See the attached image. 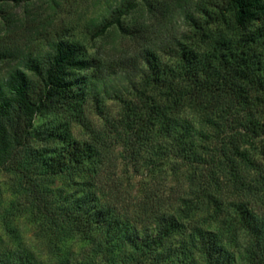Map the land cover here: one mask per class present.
Returning <instances> with one entry per match:
<instances>
[{"label": "trees", "instance_id": "16d2710c", "mask_svg": "<svg viewBox=\"0 0 264 264\" xmlns=\"http://www.w3.org/2000/svg\"><path fill=\"white\" fill-rule=\"evenodd\" d=\"M30 1L0 0V264H264V0H199L184 31L140 47L122 158L175 179L134 195L100 179L102 142L68 120L101 93L96 58L72 37L33 52L3 38L28 20L8 8ZM168 8L119 0L87 34L144 39ZM42 113L66 119L36 127Z\"/></svg>", "mask_w": 264, "mask_h": 264}, {"label": "rangeland", "instance_id": "374dc122", "mask_svg": "<svg viewBox=\"0 0 264 264\" xmlns=\"http://www.w3.org/2000/svg\"><path fill=\"white\" fill-rule=\"evenodd\" d=\"M118 1L31 0L28 5L22 4L18 9L8 8L9 11H18L20 18L26 16L28 20L19 28L16 23L12 31L3 38L14 41L24 51L33 52L47 48L50 40L72 37L84 44L87 52L96 58V65L89 70L92 75L88 74V77L91 79L90 87L100 90L101 93L97 97L88 93L83 117L77 120L72 117L68 120L71 123L72 134L76 138L86 139L96 136L102 142L101 147L107 153L108 160L105 161L106 166L100 179L102 181L116 179V182H122L125 188L131 189L134 195L143 183L144 186L149 185L153 180L163 181L166 177L171 184L175 179L169 174H149L144 167H137L132 162L124 165L126 161L122 158L121 151L127 142V134L124 133V126L117 120L128 112L127 105L136 103L138 93L135 89V64L139 62V49L143 44L148 45L159 37H170L184 31L186 25L183 22V8H188L199 0H166L169 6L168 12L158 13L153 22L155 24L145 33L144 39H125L114 31L103 37L92 39L87 34L88 25L105 16ZM142 17L144 16L138 10L128 16L130 19ZM30 18L33 20H29ZM4 24L3 15L0 12V31L5 30ZM6 68V64L0 63V76L5 73ZM65 119L66 114L42 113L35 117L34 124L36 127H41ZM114 163L116 167H113ZM108 165L111 166V170ZM9 183L10 180L0 169V197H10V191L7 190ZM19 225L23 235L29 237V224L21 219Z\"/></svg>", "mask_w": 264, "mask_h": 264}]
</instances>
